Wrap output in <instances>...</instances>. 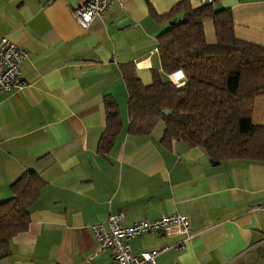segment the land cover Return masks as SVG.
I'll use <instances>...</instances> for the list:
<instances>
[{
    "label": "crops",
    "instance_id": "1",
    "mask_svg": "<svg viewBox=\"0 0 264 264\" xmlns=\"http://www.w3.org/2000/svg\"><path fill=\"white\" fill-rule=\"evenodd\" d=\"M85 2L0 0V37L28 53L19 65L25 86L0 93V201L23 172L44 182L27 229L0 264H109L111 250H96L91 225L107 226L119 213L128 226L173 213L188 218L192 236L182 247L183 235L172 230L131 239L137 255L167 247L156 264H264V162L214 164L186 141L166 147L163 121L148 135L127 131L123 67L133 65L145 85L153 74L183 81L181 71H162L157 35L180 4L196 8L201 0H112L82 29L73 10ZM213 7L230 10L235 38L264 47V0H214ZM212 26L204 22L209 43ZM105 97L116 102L122 126L100 152ZM250 113L264 125V94Z\"/></svg>",
    "mask_w": 264,
    "mask_h": 264
},
{
    "label": "trees",
    "instance_id": "2",
    "mask_svg": "<svg viewBox=\"0 0 264 264\" xmlns=\"http://www.w3.org/2000/svg\"><path fill=\"white\" fill-rule=\"evenodd\" d=\"M213 1L196 8L180 4L157 35L162 71H181L183 84L153 74L145 85L133 65L123 67L127 131L148 135L163 121L159 142L166 147L186 141L200 147L214 164L235 158L264 162V125H254L250 113L253 99L264 94V47L235 38L230 10L214 9ZM206 21L214 27L212 43L204 40ZM104 104L100 152L110 150L122 126L116 102L105 97ZM42 184L36 171L23 172L10 185V198L0 201V260L7 256L11 239L27 229L28 209Z\"/></svg>",
    "mask_w": 264,
    "mask_h": 264
},
{
    "label": "built area",
    "instance_id": "3",
    "mask_svg": "<svg viewBox=\"0 0 264 264\" xmlns=\"http://www.w3.org/2000/svg\"><path fill=\"white\" fill-rule=\"evenodd\" d=\"M213 0H201L202 3H210ZM112 0H86L82 6L73 10L74 20L82 29H86L91 22L101 16L109 7ZM28 53L7 36L0 37V93H7L13 89L24 87L25 82L20 78L19 65ZM179 80V79H178ZM177 85L183 84L174 82ZM122 214L110 215L107 226L104 222H96L91 225V233L94 237L96 250L110 249L111 258L109 264H156L157 254L165 251L167 247L152 251L134 254L129 242L131 239L148 232H168L183 235L179 246L183 241L191 238L190 223L186 216L178 213L162 215L157 219H141L132 224L122 225L120 223Z\"/></svg>",
    "mask_w": 264,
    "mask_h": 264
},
{
    "label": "water",
    "instance_id": "4",
    "mask_svg": "<svg viewBox=\"0 0 264 264\" xmlns=\"http://www.w3.org/2000/svg\"><path fill=\"white\" fill-rule=\"evenodd\" d=\"M163 112H164L165 115H168L170 113V111L167 110V109L163 110Z\"/></svg>",
    "mask_w": 264,
    "mask_h": 264
},
{
    "label": "rangeland",
    "instance_id": "5",
    "mask_svg": "<svg viewBox=\"0 0 264 264\" xmlns=\"http://www.w3.org/2000/svg\"><path fill=\"white\" fill-rule=\"evenodd\" d=\"M160 123H161V121L157 124V126L161 125ZM155 128H156V127H155ZM157 129H158V128H157Z\"/></svg>",
    "mask_w": 264,
    "mask_h": 264
},
{
    "label": "snow or ice",
    "instance_id": "6",
    "mask_svg": "<svg viewBox=\"0 0 264 264\" xmlns=\"http://www.w3.org/2000/svg\"><path fill=\"white\" fill-rule=\"evenodd\" d=\"M178 76L181 75V74H177Z\"/></svg>",
    "mask_w": 264,
    "mask_h": 264
}]
</instances>
